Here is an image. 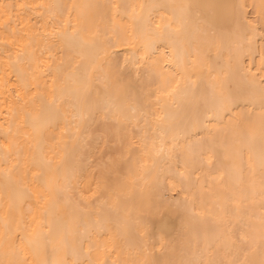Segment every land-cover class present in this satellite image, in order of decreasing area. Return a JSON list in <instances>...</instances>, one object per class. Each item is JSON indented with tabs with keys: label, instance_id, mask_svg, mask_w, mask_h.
<instances>
[{
	"label": "bare ground",
	"instance_id": "6f19581e",
	"mask_svg": "<svg viewBox=\"0 0 264 264\" xmlns=\"http://www.w3.org/2000/svg\"><path fill=\"white\" fill-rule=\"evenodd\" d=\"M0 264H264V0H0Z\"/></svg>",
	"mask_w": 264,
	"mask_h": 264
},
{
	"label": "rangeland",
	"instance_id": "374dc122",
	"mask_svg": "<svg viewBox=\"0 0 264 264\" xmlns=\"http://www.w3.org/2000/svg\"><path fill=\"white\" fill-rule=\"evenodd\" d=\"M115 148H116V147H115ZM111 150H113V153H112L113 155H114V153H116V151H118L117 149H116V150L111 149ZM114 151H115V152H114ZM119 151H120V150H119ZM119 151H118V152H119ZM99 153H100V152H99V150H98L96 155H98ZM110 153H111V151H110Z\"/></svg>",
	"mask_w": 264,
	"mask_h": 264
}]
</instances>
